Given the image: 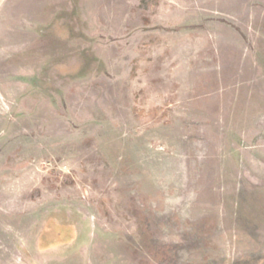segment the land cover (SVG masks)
I'll use <instances>...</instances> for the list:
<instances>
[{
    "label": "rangeland",
    "instance_id": "obj_1",
    "mask_svg": "<svg viewBox=\"0 0 264 264\" xmlns=\"http://www.w3.org/2000/svg\"><path fill=\"white\" fill-rule=\"evenodd\" d=\"M0 264H264V0H0Z\"/></svg>",
    "mask_w": 264,
    "mask_h": 264
}]
</instances>
